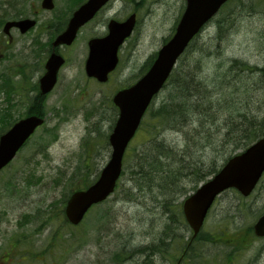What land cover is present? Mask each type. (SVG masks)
I'll return each mask as SVG.
<instances>
[{"label": "rangeland", "instance_id": "obj_1", "mask_svg": "<svg viewBox=\"0 0 264 264\" xmlns=\"http://www.w3.org/2000/svg\"><path fill=\"white\" fill-rule=\"evenodd\" d=\"M36 1L0 0V15L30 16ZM80 1L56 0L55 9L42 14L47 16L43 20L51 22L54 14L68 20ZM185 6L186 0H114L81 29L67 50L71 54L65 78L45 100V123L0 171V264L176 263L192 237L183 202L212 177L197 180L199 174L213 162L219 167L224 163L217 151L228 129L224 119L233 118L234 126L243 116L253 122L264 119V0H229L175 68L174 78L182 81L179 87L223 106L214 114L203 107L207 116L217 117L215 124H206V130L212 126L217 149L197 139L195 132L202 128L198 114L191 115L184 130L176 129L171 119L151 128V113L179 94L169 81L127 148L114 193L78 225L66 220L64 207L71 192L93 181L111 157L109 135L119 113L114 93L147 70L152 56L175 32ZM131 10L138 12V26L120 48L119 66L106 83L90 79L85 72L89 39L107 33L110 18H123ZM3 39L0 34V50L4 46L7 56L0 59V110L7 108L0 111L4 126L27 115L48 39L31 33L7 45ZM148 129L180 157H160L159 163L147 165L159 153L145 135ZM232 148L229 144L225 149ZM187 151L193 155L184 156ZM263 213L264 174L248 197L226 190L209 211L185 264H237L244 252L240 248L249 247L243 242L248 230ZM262 245L253 237L255 264H264Z\"/></svg>", "mask_w": 264, "mask_h": 264}, {"label": "water", "instance_id": "obj_2", "mask_svg": "<svg viewBox=\"0 0 264 264\" xmlns=\"http://www.w3.org/2000/svg\"><path fill=\"white\" fill-rule=\"evenodd\" d=\"M109 0H87L74 11L66 30L54 41V45L71 44L79 29ZM227 0H187V7L177 26L175 34L161 47L149 70L134 84L118 90L113 101L119 108V116L109 141L112 154L102 169L98 179L86 189L74 191L65 206L68 220L73 224L82 221L88 210L107 199L114 192L123 171V158L128 145L136 135L142 120L156 95L165 86L178 58L184 53L193 37L204 24L211 19ZM45 6L50 7V0ZM33 21L23 19L7 22L5 29L18 25L26 31ZM135 25V15L124 22L112 20L109 33L104 37L89 41V56L86 71L101 82L109 79V74L118 65V51L125 39L131 35ZM65 58L52 53L47 61V71L41 78L43 94L50 92L57 83L58 72ZM45 118L29 115L17 121L0 136V170L17 155L35 130L43 124ZM264 172V137L249 146L245 151L230 158L220 171L201 185L184 202L185 217L197 235L203 226L216 197L224 190L234 187L248 196L255 188ZM255 232L264 235V214L255 224Z\"/></svg>", "mask_w": 264, "mask_h": 264}, {"label": "trees", "instance_id": "obj_3", "mask_svg": "<svg viewBox=\"0 0 264 264\" xmlns=\"http://www.w3.org/2000/svg\"><path fill=\"white\" fill-rule=\"evenodd\" d=\"M154 58L155 56H152L150 62L147 63V68L152 64ZM242 66L245 67V69L253 70V68H251L247 64H242ZM174 73L175 70L172 73L169 81L174 84V87L177 89L179 94H175L174 96H172L168 103L163 104L161 108L151 113V128L154 129L157 126L161 127L162 120L171 119L176 125L174 126L176 127V129L184 130L188 126L189 122L192 121L191 115L198 114L200 118V126H202V128L195 132L197 139L205 146H210L212 149H217V144L213 140L214 137L212 126H209V128L206 130V124L208 122L215 124L217 122V117L207 116L203 107L206 105L208 109L213 110L214 114V112H216L215 110L221 109L223 106H217L211 101H206L209 96H203L201 94L198 95V93H190L191 91H189V88L179 87L182 81H180L176 77L174 78ZM2 118L3 120L6 119L4 115H2ZM224 120L228 129L223 133V148L217 149L218 153L221 154V156H224V162H226L230 157L236 154L237 150H243L247 148L252 142L264 136V119L258 122H253V118L248 119L247 116H243V120L239 121L235 126L232 125L233 118L226 117ZM12 122L13 121L8 120L7 124H4V126L3 122H1L0 132L6 130L12 124ZM153 129L146 130L145 135L148 136L152 144L154 143L159 153L154 156L153 161L147 162V165L152 167L153 165L159 163L160 157H165V159H175L176 157H180V155H177L172 148L166 147V144L163 140H158V135L154 134ZM226 144H232L233 148L225 149L228 146ZM185 155H193V151H187L184 153V156ZM217 158L218 156L214 159ZM195 168L196 162L193 164V169ZM218 169L219 165L216 162H213V164H210L208 166V170L206 172L199 174L197 180L204 179L206 176L215 174ZM91 182L92 181H87L82 187L88 186ZM198 238L200 239L201 236L199 235Z\"/></svg>", "mask_w": 264, "mask_h": 264}, {"label": "flooded vegetation", "instance_id": "obj_4", "mask_svg": "<svg viewBox=\"0 0 264 264\" xmlns=\"http://www.w3.org/2000/svg\"><path fill=\"white\" fill-rule=\"evenodd\" d=\"M112 1H114V0H112ZM45 2H46V0H37L36 2L31 3V7H35V8L33 9L34 13L30 16L29 15H23L22 12L16 16H14V17L9 16L10 18L7 16L0 15V19H1V21H0V24H1L0 34L5 38V40L4 39L3 40L5 41L6 45L13 43L14 40L16 39V36L23 37V36L28 35L29 33L36 34L37 38L45 36L48 39L46 55L43 59L44 64H42L40 69H39L40 74L37 75L36 82H35L36 84L34 85V88H33V91H36V95L33 96L32 100H31V104H30L28 111H27V115H25V116L35 115V114L39 115V116H44V104H45V100L47 99V96L49 93L43 94L40 85H41V78L43 77V75L47 71V67H46L47 61L50 58V56L52 55V53H58L65 58V63L63 66H61L59 73H58V81H57V84H58L60 82V80L62 78H65V76H66L64 74L63 70L66 67L67 62L70 58V54H71L67 50L72 48L73 44L76 41L75 40L70 45H68V44L54 45L55 39L66 29V27L68 25V21H69L71 16L68 18V20H66L65 18H60L59 15L55 16V14H54L53 15L54 19H52L51 22H50V20H48V21L43 20V18H47V16H42V14L45 11L54 10L56 7V0H50V4H51L50 7L45 6V4H49V2L48 3H45ZM139 3H141V2H139ZM108 5L103 7L99 11V13L104 11ZM134 13H135L137 20H138L139 16H138V12L136 10H131L129 15L134 14ZM129 15L123 16V18H115V19H117L119 21H123ZM56 17H57V19H56ZM27 18H29L30 21H33V24L26 31H23L22 28L18 25H13L8 30L5 29L6 28L5 25L7 22L18 21V20H23V19H27ZM113 18L114 17L110 18V20ZM106 34L107 33H104L102 35H97V36H93V37H102ZM93 37H91V38H93ZM3 49H4V46H2V48L0 50V59H5L7 57L6 54L2 51ZM89 78L97 80V79L92 78V77H89ZM16 92H19V91L16 90ZM3 109L7 110V108H5V106H4V107H2V109L0 111H2ZM248 231H249L248 235L243 240V242H244V245L248 244L249 247L245 248V249L240 248V250H244V252L242 253L241 259L239 260V261L243 260L242 263H240V264H255L257 256L255 255L254 250H253V237H254V240L256 242L264 243V236H258V235L254 234L253 225L250 227V229ZM191 242L192 241L189 239L188 240L189 245L184 247V249L182 250V252H181V254H180V256H179V258L175 264H185V262H186V260H184L185 257L190 255L192 253V250H193V246H192L193 244ZM262 248H260V252H259V255L261 258L264 256V245H262ZM239 261L237 262V264H239ZM233 262L229 261V264H232Z\"/></svg>", "mask_w": 264, "mask_h": 264}]
</instances>
